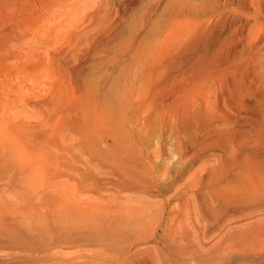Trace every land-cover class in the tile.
<instances>
[{"label":"bare ground","instance_id":"6f19581e","mask_svg":"<svg viewBox=\"0 0 264 264\" xmlns=\"http://www.w3.org/2000/svg\"><path fill=\"white\" fill-rule=\"evenodd\" d=\"M232 1L215 0L207 21L171 25L106 113L98 93L79 97L87 113L80 125L21 117L27 101H15L12 86L0 94V264H264V0H239L242 16L230 12ZM57 3L0 0V76L38 55L22 44L46 32H31L46 17L32 10ZM250 9L255 22L247 28ZM180 33L185 42L176 44ZM105 122L127 144L120 160L106 171L89 161L77 166L62 129L93 140ZM150 132L162 184L151 158L130 149ZM64 177L97 188L107 181L116 194L135 196L66 197ZM86 246L95 249L82 259L65 251Z\"/></svg>","mask_w":264,"mask_h":264},{"label":"rangeland","instance_id":"374dc122","mask_svg":"<svg viewBox=\"0 0 264 264\" xmlns=\"http://www.w3.org/2000/svg\"><path fill=\"white\" fill-rule=\"evenodd\" d=\"M59 1L54 6V11L47 12L44 7L39 9L36 7L37 9L32 10L33 14L41 10L46 17L44 16L41 20L42 24L36 22V24H41L39 26L38 24L34 26L33 21L31 26L35 28L33 27L31 32L34 29L33 33L36 34L43 33L45 30L46 32L42 34L43 36L38 34L41 40L35 35L37 41L32 34L31 36L35 39L30 37L28 42L25 40H23L25 43L20 42L26 46L31 44L34 50L39 48L37 51L40 54L31 56L29 60L25 58L28 61L27 66H15L16 62L7 74L0 76V79L5 81L3 87H0V94L10 95V89L6 88L12 86L13 99L17 102L26 100L28 103L27 108L21 112V117L40 118V120L55 118L62 126L76 120L79 125L85 121L87 113L78 102V98L83 95L97 96L98 93L102 98L98 106L106 113L120 92L132 81H137L149 66L150 59L153 58L151 51H154L159 43L164 41V36H167V32L173 28L170 27L171 25H175L174 23L178 21H181L179 23L199 19L201 22L203 19L207 21L212 17L213 12L211 11H215L213 7L215 0H61L64 2L63 7L62 2L59 3ZM238 4H240L239 0H233L229 10L233 13L236 11L234 15L237 13V16L238 14L242 16L244 13ZM52 6L49 2L47 9ZM56 7L62 11L69 7L70 10L66 15L60 16L56 14L58 11ZM252 10H249V14L254 12ZM233 13L230 14L232 19L236 16L232 15ZM253 16V14L243 16L246 22L249 21L247 28L254 24L255 17ZM233 24L232 29L230 27L229 30L227 29L228 34L224 31L225 37L229 36L230 39L234 36V34L230 35L235 29ZM41 26L42 30L39 31ZM187 30L191 29L187 28ZM187 30L184 28L181 33H188ZM181 33L171 40L175 38L176 44L183 42L186 38ZM34 40L40 42L37 43L40 47L35 44ZM174 42L173 47H175ZM242 44H239L241 46L239 49L243 52L246 45ZM33 45L36 46L33 47ZM261 52L264 53V50ZM161 67L167 71L171 69V65L161 64ZM138 87L145 90L144 86ZM174 89L171 90L172 93ZM114 127L113 124L105 122L100 129L101 133L97 134L93 140L86 139L84 134L73 137V133L68 134L64 127L62 129L64 145L76 147L75 164L78 166L89 161L93 166L106 171L111 164L119 161L117 152L121 150L119 148L127 144L122 140H117L110 129H106ZM145 136L139 148L130 146V149L141 150L151 158L152 163L160 170V173L157 171V178L154 180L162 184L166 179V174L161 173V170L163 172L161 158L154 156L156 154L154 133L150 132ZM68 159L69 155L65 153L63 156L65 165L68 164ZM145 179L153 180L147 177ZM97 187L93 184L85 185L81 181L69 180L67 177L63 178L62 190L66 197L91 198V200L96 198V200L112 202L117 199L120 201L119 197L135 196L129 193L116 194L107 181L99 188ZM84 248L74 247L65 251L71 252V256L77 260L84 258L86 254H91L95 249L87 246Z\"/></svg>","mask_w":264,"mask_h":264}]
</instances>
